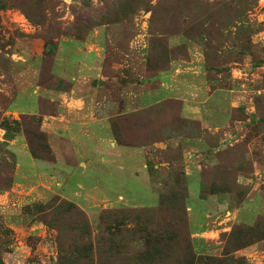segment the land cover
<instances>
[{
  "label": "rangeland",
  "instance_id": "obj_1",
  "mask_svg": "<svg viewBox=\"0 0 264 264\" xmlns=\"http://www.w3.org/2000/svg\"><path fill=\"white\" fill-rule=\"evenodd\" d=\"M64 39L101 56L96 115L108 118L118 144L142 148L149 186L162 203L103 210L121 231L102 227L95 240L89 222L100 207L88 208L89 218L53 179L39 191L31 186L40 181L14 186L15 155L7 148L21 129L34 156L51 161L39 119L7 108L17 84L69 90L51 72ZM16 62L22 66L13 68ZM171 65L180 98L191 82L205 80L219 90L213 98L232 102L225 124L200 127L169 94L135 102L156 86L139 85ZM211 99L207 105H218ZM41 105L54 111L50 102ZM137 164L128 159L125 173ZM131 187L142 195L135 182ZM190 198L202 203L205 238L223 259L193 264H264V0H0V264H189ZM121 210L136 218L127 230Z\"/></svg>",
  "mask_w": 264,
  "mask_h": 264
},
{
  "label": "crops",
  "instance_id": "obj_2",
  "mask_svg": "<svg viewBox=\"0 0 264 264\" xmlns=\"http://www.w3.org/2000/svg\"><path fill=\"white\" fill-rule=\"evenodd\" d=\"M62 41L54 56L51 72L59 79L70 83L69 90L48 88L38 82L29 88L16 83L18 86L16 93L7 108L8 115L17 117L23 114L39 119L38 130L44 135L53 159L49 161L35 158L30 151L27 136L21 129L7 140V148L15 155L14 186L35 180L37 183L40 182L31 187L39 191V187L43 186L42 181L53 179L60 191L69 192V195L71 194L69 200L87 214L88 208L100 207L94 210L92 218L88 214L91 234L95 240L102 232V227L108 223L101 219L103 210L159 208L161 201L149 186L142 148L118 144L108 118L96 115L98 91L93 85L95 78L101 73V56L87 53L82 42L69 39ZM24 53L28 55V52ZM33 60L41 62L38 53ZM17 66H22L21 62L13 64V68ZM176 71L177 66L171 65L168 71L147 78L139 86L143 88L150 84L156 86L142 89L135 102L141 106L145 100L151 102L152 99L169 94L171 98L182 100L184 118L198 121L200 127L217 130L219 126L225 124L229 117L227 108L228 105L230 108L233 106L232 102L229 103V100L226 102L223 97L213 98L217 96L219 90H210L209 83L205 80L191 82L187 89L188 95L184 94L180 98V79ZM210 99L215 100L218 105H207ZM218 100L220 102H217ZM44 101L53 105L52 113L42 110L41 103ZM128 159L137 161L138 164L125 173ZM123 178L134 181L125 185L122 182ZM134 182L138 188L140 187L139 193H142L140 197L135 195L134 187H131ZM64 198L68 199L66 196ZM190 199L186 209L188 219L186 230L193 263L196 260L207 262L209 258L216 257L221 260L222 256L212 255L214 252L205 238L208 224L201 209L202 203L194 198ZM127 222L128 220L123 223L125 230L128 229ZM145 230L140 229V232L145 233ZM176 253L175 249L165 254L174 256Z\"/></svg>",
  "mask_w": 264,
  "mask_h": 264
},
{
  "label": "trees",
  "instance_id": "obj_3",
  "mask_svg": "<svg viewBox=\"0 0 264 264\" xmlns=\"http://www.w3.org/2000/svg\"><path fill=\"white\" fill-rule=\"evenodd\" d=\"M40 134H42V133H40ZM42 136L44 137V135L42 134ZM12 138V137H11ZM11 138H9V139H11ZM8 139V140H9ZM31 151V150H30ZM47 151H48V155H49V158H51L50 160H52L53 159V157H52V155H51V153H50V151L48 150V148H47ZM31 153H32V155L34 156V154H33V152L31 151ZM35 158H37V159H44V158H38V157H36V156H34ZM161 205H162V203H161ZM163 207V206H162ZM116 212H118V213H120V215L122 214V217L121 216H119L121 219H123V221L125 220H131V219H136V218H130V214H128L129 212L130 213H132L131 211H123V210H121V211H116ZM115 213V212H114ZM116 215V214H115ZM129 216V217H128ZM101 219H102V221H104L105 220V218H103L102 217V215H101ZM104 227H105V229H108L109 231H110V233L109 234H113V233H111L112 231L115 233V232H120L121 230H116L114 227L112 228L108 223H106L105 225H104ZM145 234H153V232H152V229L151 230H145ZM154 235V234H153ZM153 249H156V248H153ZM157 252V251H156ZM147 253H152V254H155V252H150L149 251V249H148V252ZM159 253V252H158ZM160 254V253H159ZM168 255V254H167ZM160 259L161 260H164V261H168L166 258H162V257H160ZM169 259H171V257H169ZM170 262V261H169ZM173 263V262H172ZM174 263L175 264H178V259L177 260H175L174 259ZM187 263H189V264H193V260H192V255L190 256V258H189V260H188V262ZM182 264V263H181Z\"/></svg>",
  "mask_w": 264,
  "mask_h": 264
}]
</instances>
